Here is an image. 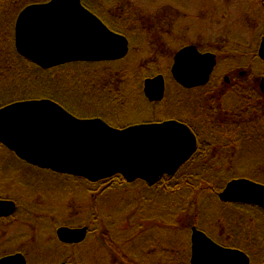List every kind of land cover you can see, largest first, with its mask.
I'll return each instance as SVG.
<instances>
[{"label": "water", "instance_id": "water-1", "mask_svg": "<svg viewBox=\"0 0 264 264\" xmlns=\"http://www.w3.org/2000/svg\"><path fill=\"white\" fill-rule=\"evenodd\" d=\"M126 38L110 30L81 0L29 5L15 23L16 52L44 70L79 62L120 61L130 51ZM260 43L259 58L264 60V38ZM215 66V55L187 46L174 56L171 75L183 88H196L209 82ZM163 77L145 80L143 90L150 103L164 99ZM0 145L28 165L53 174L95 185L120 175L126 184L142 180L150 187L163 177H174L197 149L194 134L178 121L119 129L100 118L80 119L49 99L1 108ZM219 198L264 209V185L251 179L233 180ZM16 208L14 201L0 199V218L13 216ZM191 232L190 264H251L245 252L217 244L197 227ZM87 237L88 227L57 230V239L67 246L82 244ZM0 264L28 263L18 253L1 258Z\"/></svg>", "mask_w": 264, "mask_h": 264}, {"label": "rangeland", "instance_id": "rangeland-1", "mask_svg": "<svg viewBox=\"0 0 264 264\" xmlns=\"http://www.w3.org/2000/svg\"><path fill=\"white\" fill-rule=\"evenodd\" d=\"M32 1H34L32 4H43L40 2H44L45 0ZM84 1L91 5L93 4V1L96 0ZM228 2L222 0H100L101 6H107V8H114L115 6L118 7V5L122 4L129 6V4L135 3L138 5V7L143 8L145 11H147V13H149V17L147 18V20L150 22L149 25L156 26L160 22L166 20L177 21L182 32L179 33L181 38L177 42L176 46H174L175 51L178 52L182 47L190 45L200 47L203 46V48L208 51H213L215 49L218 53H216V55L219 57V66L215 75H213V79L215 76L220 86H225L223 84L225 77L230 76L234 72L235 67L239 68L237 71L241 72L248 70L247 68H249V72L253 74L252 80H258L260 78L259 73L264 70V65L258 60V57L254 62L253 57L251 56L248 57L245 54H233V52L230 51L233 46L235 47L236 43L252 45L254 40L264 32V22L259 18H264V13L256 11L259 16L256 17V20H254L252 18L246 17L249 12L252 13V9L249 7V5H244L243 3L239 4L238 2H231L230 4ZM2 3L3 2H0V5ZM32 4L30 3V5ZM155 36L157 39L161 37L159 33H156ZM142 37L144 36H141V38ZM137 44L138 42L136 40L135 46L132 47V44H130V54L128 59H126L127 61L116 63L115 65L109 67L100 66L88 69L85 71V74H104L101 71L108 69L118 70L129 64H134L143 57L140 54L141 48L139 49ZM142 46L148 47L146 41L141 44V47ZM151 49L149 53L148 50H146L148 57L150 56ZM0 53L7 55L8 52L6 49L4 50L3 47L0 46ZM0 58V62L2 63L3 58L1 56ZM157 61V66L155 67L156 70L152 71V75H148L147 73L144 74V76L147 78H153L158 75H162V77L164 76L166 79V94L163 100L166 101L165 107L162 108L160 105H158L153 108L152 104L146 100L147 98L145 97L143 90L144 85L142 89V95L139 79L144 72H140L141 74L139 73L138 77L132 78L128 88L129 97L134 108L124 112V115L121 116L119 121L115 122L121 125L116 124L114 126L115 128L120 127V129H124L130 126L139 125L141 123L152 122L153 115H157L160 112H163L165 116L174 117L176 119H181L183 117L193 118V104L190 103L188 106H184L182 103V91L180 92L172 81L170 68L172 67V63H170L168 58L165 57ZM247 63L251 68L247 66L243 67L244 65H247ZM5 67L6 66H4V64H0V78L7 72L5 71ZM250 69H252V71H250ZM81 72H84V70H81L79 74H81ZM83 79L86 78L84 77ZM4 91L5 89L0 90V94L1 92L3 94ZM199 101L202 100L199 99ZM222 104L226 109L232 107L230 106V98L225 99ZM75 108L81 113L85 111L92 114H94L93 110H98L93 104L81 102L80 100L77 107ZM199 112L200 111L197 109V113ZM214 114L215 117H217V119H215L216 121L214 122V127L217 126V121L220 123L218 127L222 130L223 127L227 128V124L230 125V117L228 119L226 118L224 121L220 117L222 116V112L218 111L217 114ZM236 114L240 115V112H236ZM200 123L201 122L198 123L199 127H201ZM113 125L114 123L112 126ZM206 130H208L207 127L200 132L205 133ZM226 141L228 140L226 139ZM1 154L2 153H0V155ZM254 154L259 155L260 157L262 155L264 158V150H245L238 152V159L236 160V163L238 165L248 161L252 163L253 158H255L253 157L255 156ZM233 162V169L230 167L226 168V166L222 163L220 165H216V167L213 168L190 165L186 166L185 169L183 168L184 170L178 172L176 175L179 177L181 174V176H184L187 179L192 174H196L195 176L198 177V180L211 182L214 184V187L220 188L228 181L230 182V179L232 178L247 176L243 171H240L238 168H236L238 165L235 164V160ZM15 163L20 165L22 168V172L16 174V178H13L12 180H5L6 178H9L8 176L11 172L9 170L0 172V199L16 201L19 204V208L17 207L16 209L17 213L12 218L0 219V257L6 255L7 253H14L15 251L23 250L25 252L28 264H59L66 262L68 256L70 255H73L74 257L73 262L70 264L98 263L99 261L96 260H99V258L101 261H105L106 264H110V262L113 261V255H111V252H109L107 246L101 245L100 241L97 242L94 234L90 233V230L95 229L94 221L92 226L87 225L91 219H93L92 212L87 206H85L87 203H89L88 197L90 194L87 192V190H91V187L83 184L82 182L78 185L73 181H69L71 182L70 186L72 188L66 190L64 189L65 181L57 177L56 174H53L47 170L34 171L28 168L26 165H22L18 162ZM203 172L206 174H203ZM139 192H141L140 187L128 188L124 186L104 194H99V196L96 198L95 203H98V206L100 207L99 214L97 216L99 223L101 222V224H103L101 226L104 229L106 240L113 242V239H115V242L118 244L120 240L136 234V230H146V232H144L149 233L150 238H154L155 243H152L153 245L148 244L145 250L153 248L155 254L153 253L150 255V253H147L144 256L140 255L141 262L144 264H170L169 262L171 259L163 257L161 253L163 252V248L166 245V241L168 242V239H170V233L171 235L174 234V229L169 233L168 231L172 229V227L169 226L170 223L163 224L162 221L161 223L147 221L148 216L153 217L154 215H158L157 220L159 221L162 213H160V210L154 211L152 209L146 210V213L144 212V209L149 208L147 201L151 199L150 196L146 197V201L139 209L137 207L138 201H133L137 199L139 200L140 197H144L140 195ZM206 197L207 199H205V203H208L206 206V211L210 216L208 221L211 223H205L206 225L203 226L204 230L212 234L217 232L219 233L220 237L225 235V240L228 239L227 237L229 235V229L238 231L239 233L242 230V234L245 233V230H251L250 235H253V238L255 239H257L258 236H262L260 235V231L264 230V222L256 225L253 224L252 227L250 224L245 222L243 223V228L239 229L240 231L236 229L235 221L232 222L233 216L236 215L235 213L243 216V213L249 212L253 208H238L237 206L233 205L226 206L215 196L213 197L206 195ZM131 200L134 202V209L126 208L125 206L126 203L129 201L131 202ZM152 205H154V203ZM155 207L156 206H151V208ZM175 213H177L176 209L174 210V214ZM145 215L148 216L146 217ZM251 217L252 216L249 218ZM179 218L181 222L184 223V225L182 224L181 228L192 225L191 222H188L187 225V214H183ZM123 220L127 221V225L124 229H129L131 225V227L135 229V232L134 229H131L128 231L129 234H127L128 232L126 230H119L115 233L112 227H108V225L111 223H114L115 225L110 226L120 227L123 224ZM189 220H191V218ZM84 225L90 227L88 228V239L84 244H82L77 249L74 247L66 248L59 244L56 239V231L58 229L57 227H87ZM136 225H138L140 229L137 228L138 226L135 228ZM235 234L236 233H232V237L235 236ZM21 235H27V238H24ZM136 235L137 236L133 239L134 242H131L130 245H123V248H125V250L129 253H132L133 250L135 253L136 247L138 253V250L141 248L140 244L144 242V237L146 234L142 232ZM179 238L184 240V243L188 242V240L191 238V229L189 234L187 231L180 233ZM242 238L247 239L246 236H243ZM245 242L246 241H244V243ZM258 243L260 245L261 242ZM262 246L263 245H260V248ZM251 249L254 251L253 263L256 264L259 261L263 262L264 257H260V255H262L260 250L258 252L259 254H255V250H253V248ZM175 256L177 257L176 252ZM135 258L138 260V256L135 255ZM70 260L72 261L71 258Z\"/></svg>", "mask_w": 264, "mask_h": 264}, {"label": "trees", "instance_id": "trees-1", "mask_svg": "<svg viewBox=\"0 0 264 264\" xmlns=\"http://www.w3.org/2000/svg\"><path fill=\"white\" fill-rule=\"evenodd\" d=\"M48 1L50 0H45L44 2H48ZM0 2H3L0 5V46L3 47L4 50L6 49V51L8 52L7 55L0 53V56L3 58L2 60L3 62L2 63L0 62V64H4V66H6L5 71H7L6 74L0 78V90L5 89L3 94L2 92L0 94V109L16 102H24V101L30 102L33 100L49 99L58 103L68 112H70L71 114H73L74 116L80 119L101 118L102 120L108 122L110 125L114 123L113 125L114 127L116 124H118L115 122L119 121L121 116L124 115V112L134 108L128 92L129 84L131 83L132 78L138 77V74L140 72H144L143 75H141V78L139 79L140 89L143 95L142 89L145 78H147L146 76H144V74L148 73V75L150 74L152 75V71L156 70L155 67L157 66L156 65L158 62L157 60L163 59L164 57L168 58L170 63H173V58H174L173 56H175V54L177 53V51H175L174 46H176L177 42L181 38L179 33H181L182 30L178 26L177 21L166 20L160 22L156 26L149 25L150 22L147 20V18L149 17V13H147V11H145L143 8L138 7V5H136L135 3L129 4V6L122 4V5H118V7L115 6L114 8L113 7L107 8V6L104 7L101 6L100 0L93 1V4L91 5L87 4L84 0H82V4L88 10L93 12L97 17H99L108 26L109 29H111L116 33L126 36L130 44H132V47L135 46V40H136L138 42L137 45L139 46V49L141 48L140 54L143 57L139 61H136L134 64L132 65L129 64L125 67H122L121 69L118 70L108 69L105 71L104 70L101 71L104 74L98 73L96 75H88L85 74V71L100 66L109 67L115 65L116 63L127 61L126 59H128L130 52L126 58L116 62H103V63L79 62V63H71V64L59 66L49 70H44L36 66L32 62L27 61V59L21 57L16 52V48H15L16 19L19 13L25 7L29 6L30 3L32 4L34 1L0 0ZM35 2H39V1H35ZM44 2L42 1L40 3H44ZM156 33H159L161 37L157 39L155 36ZM141 36L144 37L141 38ZM144 41H146L148 47H144V46L141 47V44H143ZM151 43H152V47H151ZM153 47L156 49H154ZM198 47L201 50H205L203 46L202 47L198 46ZM150 49L151 52H150V56L148 57V55L146 54V50H148L149 53ZM213 51L214 53H217L215 49ZM246 56L248 57L251 56L253 57V59L257 58L255 55L254 56L246 55ZM247 65L249 66L248 63ZM80 69L84 70V72H81V74H79L81 71ZM78 75L82 77H79ZM84 77L86 79H83ZM88 77H92V78H88ZM173 83L177 86V88L181 92L182 88H180V86L177 85L174 81ZM238 97L239 96H236L235 98ZM79 100L81 102L93 104L94 107L97 108L98 110H93L94 114L85 111L81 113L79 110L75 108L77 107ZM165 102L166 101H163L162 103L160 102V103H155V104L150 103V104H152L153 108L158 105L164 108ZM159 119H161L162 121L181 120V119H176L174 117L165 116L163 112H160L157 115L155 114L153 115L152 122H145V123L161 122V120ZM2 151L5 152V155L4 152ZM0 153H2L0 155V172L5 170H9L11 172L9 173L8 176L9 178H6L5 180L8 179L12 180L13 178H16V174L22 172V168L20 167V165L16 164L15 162H18L22 165H26L28 166V168L34 171L36 170L42 171L19 160L12 152L4 148V146L2 145H0ZM184 169L182 168L180 171H183ZM204 173L205 172H203V174ZM54 174H56L57 177L65 181L64 189L66 190L72 188L70 186L71 185L70 183L72 181L78 185L81 184L82 182L83 184L91 187V190L89 189L87 190V192L90 195L88 197L89 203H87L85 206H87L88 209L92 212L93 219H91V221L87 225L92 226L94 221L95 229L90 230V233L94 234V237L97 242L100 241L101 245L107 246V249L109 250V252H111V255H113L112 257L114 258L113 261L110 262V264H144L140 260V255L144 256L147 253H150V255L153 254L154 253L153 248H150L148 250L145 249L147 248L148 244H152L155 242H154V238H150V234L145 233L146 230L143 229L136 230V234L142 232L146 234L144 237V242L140 244L141 248L140 250H138V253H137V247L135 249V253L134 250L132 251V253H129L125 250V248H123L124 247L123 245H130L131 242H134L133 239L137 236L136 234H133L128 238H124L123 240H120L118 244L115 242V239H113V242L106 240V237L104 235V229L101 226L103 224H101V222L99 223L97 216L99 214L100 207L98 206V203L97 204L95 203L96 198L99 196V194H104L106 192L113 191L116 188H122L124 186L128 188L140 187L141 192L139 193L144 197H140L139 200L138 199L133 200V201H138V204L136 203L137 207L140 209L143 206V203L146 201V197L150 196L151 199L147 201L149 208L144 209V212L149 209H152L154 211L160 210V213H162L163 215V216L161 215L159 221L157 220L158 215L156 216L154 215L153 217L145 215L146 217L148 216L147 221L148 222L151 221L153 223L155 222L161 223L162 221L163 224L170 223L169 226L172 227V229L168 231L169 233L174 229L173 230L174 234L171 235L170 233V239H168L169 240L168 242L166 241L165 243L166 245L163 248V252L161 253V255L163 257H166L167 259H171V261L169 262L170 264H190V255H191L189 253L190 239L188 240V242L184 243V240L180 239L179 235L183 231H187L189 234L190 229L192 227H197L198 229L202 230L204 228L203 226L206 225L205 223H211L210 221H208L210 219V216L206 211L207 210L206 206L208 204L207 202L205 203V199H207L206 195L213 197L215 196L217 199H219V194L222 192L223 188L226 185L225 184L220 188L214 187V184L211 182L198 180V177L195 176L196 174H192L187 179L184 176H181V174L179 175V177H177V175L172 178L164 177L161 181H159V183H157L153 187L147 186L142 181H139L137 183L135 182V183L126 184V181L120 175H117L106 181H101L99 183H96L95 185L89 183L88 181L82 178L67 176L57 173ZM233 179H237V178H232L230 179V181ZM133 201L131 200V202L129 201L128 203H126L125 205L126 208L134 209L135 205L133 204L134 203ZM153 203L154 205H152ZM224 204L226 206L228 205L237 206L238 208L251 207L249 205H236V204H228V203H224ZM151 206H156V207L151 208ZM18 208H19V204H18ZM251 208L253 209L249 212L243 213V216L235 213L238 216L236 215L233 216L232 222L235 221L236 229L238 230L240 228L242 229L243 223L245 222H247V224H250L251 227L253 224L256 225V224H260L261 222H264L260 218V216H258L257 210L259 209L253 206ZM175 209L177 213L174 214ZM183 214L185 215L187 214V221H186L187 225L188 222H191L192 225L187 226L185 228L184 227L181 228L182 224L184 225V223L181 222L179 217ZM250 216L252 217L249 218ZM190 218L191 220H189ZM110 225H115V224L111 223ZM110 225H108V227H112L115 233L118 232L119 230L121 231L126 230L128 232L131 229L132 230L134 229L133 227H131V225L129 229L128 228L124 229L127 225L126 220H123V224L120 227L110 226ZM137 226L138 225H136L135 228ZM137 228L140 229L139 226ZM202 231L205 232L212 239V241L214 240L221 244H225L224 246L228 248H234L245 252L251 258L252 264H254L253 263L254 251H252L251 248L255 250V254L256 253L259 254L258 252L260 250V253H262L260 257H264V244H263L264 230L260 231V235L262 236H258L257 237L258 240L253 238V235L252 236L250 235L251 230L249 231L245 230V233L242 234V230L239 233L238 231L229 229V235L227 237L228 238L227 240H225L226 238L225 235L224 236L221 235L222 237H220L219 233L217 232H214L215 234L213 233L214 234L213 235L212 233L204 229ZM232 233H236L235 236L232 237L231 235ZM127 234H129V232ZM243 236H246L247 239L242 238ZM243 240L246 242L244 243ZM258 242H261L260 245H263L261 248ZM81 245H75L73 247L77 249ZM175 252L177 253V257L175 256ZM135 255L138 256V260H136ZM70 258L72 259V261L70 260ZM73 260H74L73 255H70L68 256L66 262L68 263L69 261L70 264L73 262ZM96 261L99 262L93 264H106L105 261H101L100 258L99 260ZM256 264H264V261L263 262L259 261Z\"/></svg>", "mask_w": 264, "mask_h": 264}, {"label": "flooded vegetation", "instance_id": "flooded-vegetation-1", "mask_svg": "<svg viewBox=\"0 0 264 264\" xmlns=\"http://www.w3.org/2000/svg\"><path fill=\"white\" fill-rule=\"evenodd\" d=\"M222 1L225 2L229 1L228 3L230 4L231 2H238L239 4L243 3L244 5L246 4L249 5V7L252 9V13L249 12L248 15H246V17L252 18L254 20H256V17L259 16V14H257L256 11L264 13V0H222ZM259 18L262 19V21L264 22V18L262 17ZM263 38H264V32L254 40V43L252 45H248V44L244 45V44L236 43L235 47L233 46V48L230 49V51H232L233 54L235 53L238 55H244V54L253 55V56L255 55L256 57H258V60L264 65V60H261L259 58V53H258L261 45L260 42H262ZM196 47L200 50L202 54L209 52L215 55L216 66L214 68V72L212 74L211 79L206 85L199 86L196 88L194 87L191 89L181 87L182 103L184 104V106L185 105L188 106V104L190 103L193 104L192 105L194 107L193 118L183 117L181 118V120H174V121L183 123L185 124V126L187 125L191 130V132L196 137V142H197V149L195 154L192 156L191 159H189V161H187V163L183 166V168H185L188 165L213 168L216 167V165H220L221 163L224 164L226 168L228 167L232 168L234 166V162H233L234 160H235V164L238 165L236 163V160L238 159V152L245 150H255V151H260V149L262 151L264 150V70H262L261 73H259L260 78L258 80H252L253 74L249 72V68H247L248 70L241 72V71H237L239 68L235 67L234 70L235 73L233 72L230 76L225 77V81L223 83L225 86L222 85L220 86L215 76L213 79V75H215L216 70L219 66L218 55H216V53L212 51L201 50L198 46ZM253 60L255 62L257 58ZM246 66L250 67V65L249 66L244 65L243 67ZM250 71H252V69H250ZM165 84H166V79H165ZM236 96L239 97L235 98ZM227 98L231 99L230 106H232L231 108L228 109L224 108L222 104V102H224L225 99ZM199 99H201L202 101H199ZM156 103H160V102H156ZM197 109L198 111H200L199 113H197ZM218 111L222 112V116L220 117L224 121L226 118L228 119L230 117L229 119L230 125L227 124V128L223 127V130L218 127V125H220L218 121L216 123L217 126L215 125L216 127H214V122L216 121L215 119H217L214 113L217 114ZM236 112L237 113L240 112V115H237ZM166 121H171V120H166ZM166 121H161L158 123H162ZM199 122H201L200 123L201 127H199L198 125ZM206 127L208 128V130H206L205 133L200 132L204 130ZM226 139L228 141H226ZM253 157L255 158H253L252 163L248 161L236 167L238 168V170L243 171L247 176L233 180L251 179V181L253 182L264 184V158L262 155L261 157L259 155H255ZM16 204L18 207L17 202ZM255 208L259 209L257 210L258 216H260V218L264 221V209L259 207H255ZM13 216H11V218ZM21 236L27 238V235H21ZM57 241L59 242L58 239ZM215 242L221 246L225 245L217 241ZM59 244L62 246L64 245L61 244L60 242ZM63 247L72 248L73 246L70 245L67 246L65 244V246ZM190 252H191V242H190ZM18 253L25 256V252L23 250L22 251L18 250L15 251L14 253L12 252L7 253L2 257L15 255Z\"/></svg>", "mask_w": 264, "mask_h": 264}]
</instances>
